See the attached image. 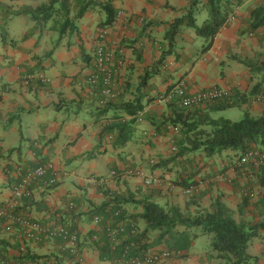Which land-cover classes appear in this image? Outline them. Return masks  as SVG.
<instances>
[{
  "label": "crops",
  "instance_id": "1",
  "mask_svg": "<svg viewBox=\"0 0 264 264\" xmlns=\"http://www.w3.org/2000/svg\"><path fill=\"white\" fill-rule=\"evenodd\" d=\"M48 1L0 0V206L10 201L12 187L21 177L44 162L52 165L45 178L53 175L55 184L51 188L42 182L34 184L29 199L21 201L16 212L41 224L76 225L80 241L89 238L93 231L87 214L91 206L98 207L106 201L103 191L114 195L129 191L135 200L149 198L158 204L164 197L167 205H176L185 214L209 209L211 202L219 198L233 212L228 202L235 199L246 178L235 176L231 164L221 166V171L216 172V175L232 179L231 185L214 184L220 190L201 180L202 174L198 173L195 164L199 158L194 154L165 163L161 168H152L153 164L171 158L177 137L173 127L156 130L167 113L166 103L158 98L171 91L179 80L185 82L189 94L212 87L249 93L260 82V75H250L238 60L256 58L257 61L260 55L264 57V40L257 41L264 29L246 31L250 12L262 4V0H241L230 13L235 20L221 28L206 52L195 55L190 42L197 39L201 51L206 42L188 34L186 29L179 32L174 41V53L162 60L154 76L139 92L136 88L141 84L144 72L152 73L153 65L165 51L164 34L168 24L181 16L188 0H94L97 5L88 8L76 21L78 33L69 36L67 32L60 38L58 31L65 13L59 4L41 16L45 21H41V26L35 30V22L28 17L11 13L24 7L35 8ZM68 1L69 17H73L77 10L74 4L79 1ZM105 2L115 14L123 12V20L109 27L102 26L106 14L101 5ZM101 28L108 31V48L122 43L134 48V51L124 48L125 63L112 81L114 90L119 93L118 102H128L139 95L145 107L142 109L143 121L135 124L130 141L122 148L113 149L109 139L105 138L99 153L86 159L83 155L95 146L100 126L111 123L115 116L126 121L131 118L120 110L99 113L103 108L99 107L98 98L86 83L94 70L93 54ZM31 31L32 35L23 39ZM39 76L48 81L41 82ZM260 89V94H264V82ZM149 99L153 100L147 102ZM240 107L254 117L262 110L261 103L255 100ZM124 169L141 170L161 178L164 184L159 188L145 187L137 177L123 175ZM97 179L102 185L93 183ZM175 180L187 185L202 183L196 193L186 196L177 185L167 187ZM230 186L235 187L231 189ZM70 203L71 209L68 208ZM124 209L127 217L140 213L133 206ZM139 224L140 221L136 227ZM87 240L85 243L89 242ZM193 244L194 241L191 247ZM21 247L34 256L52 254L61 258L63 253L61 243L55 240L29 242L17 228L12 233H0V254L7 261H16ZM153 247L157 250L165 248L162 245ZM189 251L184 259L171 258L160 264H222L211 249L193 256ZM246 253L257 257L256 264H264V239H253ZM81 256V264H109L101 261L98 251L88 245L82 247Z\"/></svg>",
  "mask_w": 264,
  "mask_h": 264
},
{
  "label": "trees",
  "instance_id": "2",
  "mask_svg": "<svg viewBox=\"0 0 264 264\" xmlns=\"http://www.w3.org/2000/svg\"><path fill=\"white\" fill-rule=\"evenodd\" d=\"M76 1H79V3L74 4L77 10L73 17H69L70 11L68 7L70 3L68 0H49L46 4H40L35 8L24 7L11 13L14 16L28 17L32 22H35V30L41 26V21H45V19L42 20L43 17L41 16L52 10L54 5L59 4L65 13V19L58 31V37H62L67 32L70 33L69 36H72L78 33L76 21L82 18L88 8L92 7V5H97L94 0ZM240 2L241 0H188L187 6L181 10V16L168 24L164 34V41L166 42L164 46L165 51H162L160 60L153 65L152 73L148 71L144 72L140 79L141 84L136 88L138 92L154 76L162 60L174 53V41L179 32L184 29H192L196 37L202 38L206 42L202 47V52H206L210 49L215 36L224 27L231 11L239 6ZM101 6L104 7L106 14V19L102 26L109 27L114 21L116 14L106 2ZM201 11L205 12V18L197 25L195 14ZM246 22V31L254 32L258 29H264V0H262V4L250 12ZM33 31L29 32L23 39L32 35ZM4 37L2 40H4ZM117 48L118 50L130 48L134 51L132 46H127L125 43L119 44ZM238 62L244 65L250 74L260 75V82L255 84L247 94L237 90H230L215 102H208L204 105H196L191 108L181 107L179 97L173 93L174 86H172L171 91H167L162 95V97L167 98L165 102L167 113L159 121V126H156V130L162 128L166 130L169 127H173L177 131V137L173 142L174 150L171 158L166 161H160L158 164H153L152 168H161L165 163H170L190 154H201L205 158L211 159L225 152H233L241 155L249 150H259L264 153V94H260L261 84L264 82V61L238 60ZM258 95H262L263 99L260 101L262 106L261 113L256 117L251 116L248 112H245L243 117L236 122L220 118L213 119L211 117L212 113L246 105L249 101L255 100ZM152 100L149 99L147 102ZM99 107L103 108L99 113H104L109 110H120L131 118L126 121L115 116L113 118L114 121L100 126V132L95 146L91 151L83 155L86 159H91L99 153L98 149L101 147L102 140L105 138L109 139L113 149L122 148L130 141L135 131L134 126L137 123L134 116L145 105L142 103V97L136 95L128 102H118L117 98L112 102L101 104ZM50 141L52 142L54 139ZM232 166L233 164H231ZM244 170L246 175H250V177H245L246 183L243 189L247 187L249 189L252 178L259 187L264 188V165L258 168L246 166ZM234 172L235 176L241 179L243 178L242 170H235ZM221 173H224V171ZM94 181L99 182L98 179ZM175 183L177 187H181L182 189L188 186L185 182L182 183L179 181ZM244 193L241 197V207L249 205V195ZM103 195L107 198L106 201L98 207L91 206V210L87 214L91 222L93 218L101 217L103 221L111 218L115 223L124 222L128 227L132 224L138 230V236L146 239L148 242H150L148 237L149 232H157L155 239L149 244V247L158 246L163 241H168L165 248L182 252L180 258L183 259L186 258L185 253L197 237V235L190 236L189 231L196 228L200 230L201 235H212L210 248L217 254V259L222 261V264H256L257 262V257L249 256L246 253V249L253 239H264V219L259 222H249L248 224L236 222L233 219L230 209L219 198L211 202L209 209L198 210L193 214H185L176 205L161 206L149 198L135 200L134 195L129 191L123 195H114L103 191ZM127 206H133L139 209L140 213L127 217L124 209ZM254 206L259 209H264V197L261 196ZM127 219L130 221L129 224L127 223ZM137 221L143 222L144 228L142 230L136 227ZM57 225L71 232H76L78 236L77 251L80 255L82 247L88 245L98 251L99 259L105 263L110 264L120 257L121 248L119 246L112 249L110 243L104 237L93 240V231L89 234L88 240L86 239L89 242L85 243V238L80 241L81 236L76 230V225ZM55 241L60 242L61 247H63V242L60 239ZM25 251L26 258L35 261L42 259L44 263H82L75 260L74 256L68 254L67 250H62L61 258L52 254L34 256L29 254L26 248ZM2 257L5 258L3 255Z\"/></svg>",
  "mask_w": 264,
  "mask_h": 264
},
{
  "label": "built area",
  "instance_id": "3",
  "mask_svg": "<svg viewBox=\"0 0 264 264\" xmlns=\"http://www.w3.org/2000/svg\"><path fill=\"white\" fill-rule=\"evenodd\" d=\"M123 12L118 11L115 19L112 22L123 20ZM235 16L230 15L225 25L233 22ZM108 31L107 29H100L97 33V44L94 49V70L87 77L86 83L93 89L94 95L98 98V103L104 104L112 102L118 98L119 93L113 88V78L118 70L124 65V49L118 50L115 48H108ZM41 82H47L43 76H39ZM227 91L220 88L212 87L197 93L189 94L186 91L185 82L179 80L174 88L173 93L179 97L180 105L183 108H191L196 105H204L208 102H215L226 94ZM263 99L262 95H258L255 99L260 102ZM167 98L160 96L158 101L166 102ZM144 110L136 113L134 118L138 123L143 121ZM171 129V128H170ZM177 132L176 129H173ZM174 148H172V151ZM264 165V153L259 150H249L242 153L233 163L232 171L242 170L243 177H250L246 175L244 168L251 166L258 168ZM52 169L50 163H45L37 166L23 175L20 180L12 187L11 199L6 204L0 206V233H12L14 228L21 230L26 241L38 243L41 241H54L60 239L63 242L62 250H67L68 254L75 257V260L82 262V256L77 251L78 236L76 232H71L68 229L59 226L55 223L41 224L37 221L24 217L16 212L19 203L28 199L31 195L32 187L34 184H42L46 187H52L56 180L53 177L46 179L47 173ZM126 176L137 177L141 180L145 187H160L164 184L163 180L157 176L141 170L124 169ZM247 172V171H246ZM113 173L112 175H114ZM94 181V180H93ZM214 182L227 183L230 180L226 176L219 174L214 176ZM94 184L100 186L102 182L94 181ZM190 184L183 189L186 196H190L197 192L198 185ZM167 187H172L170 183ZM249 193L251 191L248 189ZM264 197V193L261 195ZM68 208H72V204H68ZM93 225V240H98L99 237H104L109 243L110 247L114 249L116 246L121 248L120 257L110 264H160L171 258H179L182 254L180 251L168 250L166 248L157 250L154 247H149V242L138 236V230L132 224L127 226L124 222H113V219L103 221L101 217H95L92 220ZM25 247H21L18 251V259L9 262L0 254V264H49L47 262L35 261L25 257Z\"/></svg>",
  "mask_w": 264,
  "mask_h": 264
},
{
  "label": "rangeland",
  "instance_id": "4",
  "mask_svg": "<svg viewBox=\"0 0 264 264\" xmlns=\"http://www.w3.org/2000/svg\"><path fill=\"white\" fill-rule=\"evenodd\" d=\"M195 18H196V23L200 24L201 21L205 18V12L201 11L198 12L197 14H195ZM188 34H194L192 29H186ZM263 34V33H262ZM244 37H246L244 35ZM257 41H261L262 39L264 40V34L257 36ZM198 40L197 39H193V41H191L190 46L191 48L193 47L194 50V54L197 55L198 52H202L201 51V46L197 44ZM264 56V55H263ZM256 58H253L251 61H255ZM264 61V57H260L257 58V61ZM245 68V67H244ZM252 76H257V74H250ZM245 113V108L242 107H235V108H231V109H226L220 112H216V113H212L211 117L213 119H226V120H230L232 122H236L239 121L243 115ZM172 153V152H171ZM238 154H235L233 152H225L219 156L213 157L211 159H207L205 158L203 155H197L196 157L199 158L198 162L195 163L196 167L199 168V172L200 174H202L200 177L202 178L201 180L204 181V183H206L207 186L212 185L215 186L214 188L217 190H220V188H218V186L214 185V184H218L217 182H213V178L216 175V172L219 173L221 170H219L221 168V166H225L233 164L236 162V159L238 158ZM77 166V165H76ZM226 167V166H225ZM219 170V171H217ZM227 177V176H226ZM228 180H230V182H227L225 184L227 185H231L232 184V179L229 177H227ZM251 185L249 187V190L251 191V194L249 195V205L248 206H242L241 205H236V203H241V197L243 196L244 192L249 193V191H247L248 187L243 189V187L241 186V190H239V193H236L235 195V199L228 202L230 207H233V212L232 215L233 217H235V219L238 222L244 223V224H248L249 222H259L261 219H264V211H259L257 208H255V206L253 205V202H256L261 195L264 193V188L259 187L255 180L252 178L251 179ZM174 182H178V180H175ZM244 185L246 183V181L243 180ZM171 186L174 187L176 186L175 183L170 182ZM243 185V186H244ZM149 188V187H148ZM230 188L234 189L233 186H230ZM213 189V190H215ZM212 190V189H211ZM208 191V190H206ZM244 191V192H243ZM170 201V200H169ZM159 204L161 206H166L168 204L167 199H163L159 201ZM252 204V205H251ZM239 207V209H238ZM241 207V208H240ZM138 222V221H137ZM144 228V224L142 221H140L139 224V229L142 230ZM157 232H149L150 235V241L152 242L155 239ZM190 236L193 235H197V237L193 240L194 244L193 246L189 248V254L191 256L196 255L198 253H205L207 251H209L211 248V241H212V235L210 234H206V235H201L200 234V230L199 229H191L189 231ZM199 234V235H198ZM168 241H163V243L161 244L163 247H165V245H167ZM250 253L252 251V248L249 249ZM180 263V262H179Z\"/></svg>",
  "mask_w": 264,
  "mask_h": 264
}]
</instances>
